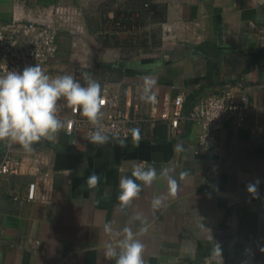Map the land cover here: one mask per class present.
Instances as JSON below:
<instances>
[{
    "label": "crops",
    "instance_id": "0c3cea01",
    "mask_svg": "<svg viewBox=\"0 0 264 264\" xmlns=\"http://www.w3.org/2000/svg\"><path fill=\"white\" fill-rule=\"evenodd\" d=\"M58 1L84 11L92 36L150 27L160 7L169 20L182 19L190 29L161 53L134 56L127 49L126 58L115 64L93 67L99 83H109L120 95L121 107L143 119L141 129L131 125L138 138L132 134L104 145L82 140L72 147L61 134L60 171L50 204L13 198L29 193L33 177L0 178V264H114L105 255L106 244L113 241L104 225L114 232L125 226L137 232L141 223L130 219L134 214L147 221L148 231L139 237L145 264H206L217 247L221 258L212 264H264V57L254 59L264 49V0H151L149 6L129 0H0V20L11 22L34 6ZM59 42L51 71L78 73L80 64L71 55L76 43L67 34ZM145 79L155 81L152 91L161 97L183 95L186 115L202 97L236 86L250 99L245 123L226 124L220 155L197 153L198 125L185 120L181 134L173 137L167 123L148 119L150 103L141 99ZM139 163L154 166L158 174L164 166H175L177 194L155 212L152 198L167 196L161 179L142 186L125 211L119 207V180L131 177L132 166ZM181 172L187 173L184 180ZM92 173L101 177L95 189L87 187ZM257 180V194H250L247 187Z\"/></svg>",
    "mask_w": 264,
    "mask_h": 264
},
{
    "label": "built area",
    "instance_id": "2783aa9c",
    "mask_svg": "<svg viewBox=\"0 0 264 264\" xmlns=\"http://www.w3.org/2000/svg\"><path fill=\"white\" fill-rule=\"evenodd\" d=\"M189 29L186 21L171 19L161 24V38L164 43L174 42ZM61 34H67L74 43L82 42L87 37L85 13L80 7L58 1L46 6H34L24 16H15L11 22L0 20V74L7 69L22 72L27 66L39 64L47 74L56 76L51 71V65L57 59ZM72 75L84 84L79 80L77 72L73 71ZM100 84L103 133L109 136V141L129 139L132 136L131 125L141 129L143 119L138 116L134 118L130 111L121 107L120 95L113 91L109 83ZM153 93L155 102L150 103L148 119L152 124L157 121L167 123L173 137L181 134L185 120L198 125L200 132L197 153L220 155L221 131L229 121H234L238 126L244 125L250 107L248 94L236 86H227L220 93L202 97L187 115L184 111L183 95L172 98L169 94L161 97L156 92ZM139 107L137 104L138 110ZM59 115L66 125L57 134L55 141L42 139L33 145L34 150L31 152L24 151L18 144L0 141V178L27 175L34 179L29 193L13 194L14 199L43 204L52 202L54 179L60 171L57 153L61 134L68 137L72 147H78L82 140L88 145H96L88 140L89 133L95 128L81 115L80 108H62ZM257 133L262 131L258 130ZM212 261V257H209L206 264H212Z\"/></svg>",
    "mask_w": 264,
    "mask_h": 264
},
{
    "label": "clouds",
    "instance_id": "9594fccd",
    "mask_svg": "<svg viewBox=\"0 0 264 264\" xmlns=\"http://www.w3.org/2000/svg\"><path fill=\"white\" fill-rule=\"evenodd\" d=\"M82 85L69 74L51 76L39 65L27 66L22 72L6 70L0 74V141L18 144L24 151H33V145L42 139L55 141L57 134L65 127L66 122L60 118L62 108L77 107L81 115L95 128L89 133L92 144L104 145L109 136L101 128L102 86L90 73L84 72ZM155 81L145 79L141 99L155 102L152 88ZM138 138V130H130ZM175 166H164L159 174L154 166L146 163L134 164L131 177L122 176L119 180V207L125 211L141 193L142 186H151L161 179L167 183V196L157 195L151 200V208L159 210L168 196L175 197L178 191V180L172 175ZM187 173L181 172L179 179L184 180ZM100 175L92 173L87 178V187L95 189L100 182ZM139 182V183H138ZM259 181L250 183L247 191L257 194ZM77 203V202H76ZM132 221H140L137 232L125 226L121 232H114L110 224L104 225V232L111 241L105 246V255L114 264H145L143 253L145 246L139 237L148 231L147 221L141 214H134ZM221 258L219 247L213 250L212 259Z\"/></svg>",
    "mask_w": 264,
    "mask_h": 264
},
{
    "label": "rangeland",
    "instance_id": "374dc122",
    "mask_svg": "<svg viewBox=\"0 0 264 264\" xmlns=\"http://www.w3.org/2000/svg\"><path fill=\"white\" fill-rule=\"evenodd\" d=\"M127 15V13H126ZM149 20V19H148ZM166 10L160 7L158 13L153 14L149 22H155L152 26L140 29L139 31L131 30L126 34L109 35L100 34V36H92L89 31L87 37L81 42L72 44L71 55L74 61L78 63L81 72H78L79 80L85 83L83 73H90L95 79L100 81L99 72L93 67H107L108 64H115L119 59H124V52L133 51L134 56H139L141 53H161L171 44L178 42V40L170 43H164L161 38V24L168 21ZM146 24V21H142ZM127 30V29H126ZM137 31V35L133 34ZM131 36L138 37V42H130ZM112 39V40H111ZM130 57V56H129ZM128 58V57H127ZM87 65V66H83ZM98 69V68H97Z\"/></svg>",
    "mask_w": 264,
    "mask_h": 264
},
{
    "label": "trees",
    "instance_id": "16d2710c",
    "mask_svg": "<svg viewBox=\"0 0 264 264\" xmlns=\"http://www.w3.org/2000/svg\"><path fill=\"white\" fill-rule=\"evenodd\" d=\"M138 2V1H143V5H151V0H129V3H130V5L132 4V5H134L135 4V2ZM148 5V6H149ZM151 9H153L152 7H150V10ZM147 13L145 12V15H146ZM140 15H141V12H140ZM145 15H143V16H145ZM130 17V16H129ZM262 57H264V49L262 50V51H260V53H258V54H256L255 55V57H254V59H255V61H257L258 62V60L260 59V58H262Z\"/></svg>",
    "mask_w": 264,
    "mask_h": 264
}]
</instances>
